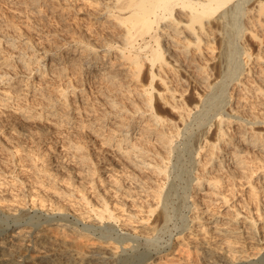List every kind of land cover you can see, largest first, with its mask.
Listing matches in <instances>:
<instances>
[{"label":"rangeland","instance_id":"374dc122","mask_svg":"<svg viewBox=\"0 0 264 264\" xmlns=\"http://www.w3.org/2000/svg\"><path fill=\"white\" fill-rule=\"evenodd\" d=\"M103 1L105 0H101L100 4L99 0H0V74L12 75L14 78L10 84L0 83V235L23 231V229L35 233L40 223L42 224L40 227L46 226L44 223L45 219L50 217L49 214L55 217L67 214L68 219L78 222L83 233L81 236L68 231L62 233L68 236L59 233L68 237L67 240H72L70 236L76 240H83L85 244L94 242L95 245L113 248L114 264H209L210 260L204 259V253L199 252L203 251L201 248L220 245L219 248L226 249L229 243L234 245L232 247H239L238 252L233 249L229 254L235 260L242 255L251 256L254 259L250 264H264V260H261L264 258V250H261L264 248V162L253 160L248 164L250 165L248 169L255 167L260 169L251 179L245 178L241 182L239 177L232 178L228 173L222 172L216 192L198 190L195 185L197 176H211L216 173V171L209 172V175L203 165L208 160L211 143L225 146L224 141L219 140L217 136V127L221 119H227V114L230 113L252 119L251 113L255 115L258 112L259 118L264 117V109H262L264 105L260 111L253 106L259 103L258 98L252 97L253 89L250 87L254 81H246L245 76L248 67L245 65L247 60L245 45L248 44L246 28L251 25L246 21L248 15L244 11L254 0L234 1V4L241 5L230 16L231 46L228 48V55L224 54L222 59L225 73L230 68L232 72L238 71L239 78L242 82H247L245 84L251 92L244 91V87L238 86L237 81H229V78L223 76L214 80L218 66L214 68L213 73L211 67L216 66L217 63L212 65L201 63L204 68L197 77L201 79L206 74L211 77L210 80L200 83L180 81L179 78L185 79L186 75L176 73L170 67L157 71L166 81L162 82L159 77L153 81L155 90L152 104L158 109L156 101L163 105L158 115L166 120L165 125L160 128L154 127L148 121L151 115H143L142 122L136 124L134 121L131 129L133 142L138 140L139 143H144L153 154L146 158L151 167L145 168L124 162L116 151V146L104 142L110 134V129L111 131L115 129L112 127L114 122L126 124L130 121V117H141L139 112L146 113L147 96L143 95L145 93L143 89L150 80L127 79L131 76V67L127 62L119 59L117 45L112 43L120 39L118 34L122 29L106 21V16L102 13L105 3ZM245 1L247 2L243 3ZM178 10L179 7H176L174 14L184 18L185 10L181 14ZM85 42L87 45L111 46L109 47L111 56L103 57L104 51L98 52L97 61L105 64L104 69L119 72L115 73L118 75L117 78L120 77V81L100 84L94 75L90 74L92 77L88 75L89 70L81 69L78 63L83 62ZM11 43L15 48L9 45ZM139 43L144 45L142 40ZM215 47L219 50L218 43ZM217 50L208 56L212 57L220 53ZM252 50L255 52V49ZM32 51L37 52L36 56L45 55V60L41 63L45 65V70L30 77L28 69L36 68V63L27 60L30 67L26 68L22 67L19 59L24 55L32 56ZM180 63L186 67L191 62L189 63L186 57L180 56ZM258 66L260 65L254 67L255 75L263 69ZM59 72L61 75H58ZM31 80L35 83L34 86L27 85L26 81ZM51 81H55L54 85ZM56 81H60L61 84ZM69 81L73 86L78 87V91L73 93L69 90L66 99L58 98L62 91L61 87L68 85ZM43 82H47L48 85H43ZM211 84L213 86L210 88ZM84 85L87 90L83 93L79 89ZM92 85L102 87L105 95L94 93ZM42 89H47L48 91H45L48 94L51 92L50 98L60 100L56 108L62 111L63 115L73 117L70 124L65 123L69 118L60 122L45 110L48 101L37 99L40 97L36 95ZM244 96H248L247 99H243ZM83 99L87 103H83ZM89 103L93 104L92 112ZM111 103L116 107H111ZM68 104L69 109H65L64 106ZM18 107L23 109L30 107V109L25 114L18 110ZM233 109L235 110L232 111ZM119 110H123L122 116ZM39 111H41L40 118L37 117ZM105 112L110 114L108 120L102 121L100 117ZM91 122H95L93 126L96 129L100 130L103 126L101 132L103 136L96 135L94 129H90ZM236 122L223 125L228 135L227 139L240 138L241 130ZM259 125L255 130L264 133V125ZM143 128L163 130L168 138L171 137L170 147L165 151L161 150V144H157L156 141L157 134L146 136L145 133L138 139ZM114 137L118 139L120 134L116 132ZM71 145H79L81 148L75 149ZM158 150L159 156L156 155ZM230 150L232 151V148ZM45 153L49 154L47 159ZM252 153H259L264 158L262 152L252 151ZM41 156L46 160L44 164L38 158ZM80 158L83 159L78 160ZM58 163L60 167L56 166ZM156 166L161 168L167 166V170L164 174H157L153 171ZM231 166L233 165H229ZM46 169L50 172H46ZM65 169L76 173V183L83 184L84 196L88 197L92 206L86 203L80 205V202L77 204V200L71 197L67 199V196L58 193L60 189L56 188L57 186L50 184L49 174L60 178ZM116 177L125 190L129 188L127 191L132 195L125 196L123 190L117 192L114 189L112 193L110 191L109 194H105L109 203L117 202L113 205L116 208L114 214L120 218L117 221L105 219L102 221L94 213L101 210L102 198L105 197L103 195L105 187L100 185L99 180L104 178L111 183L110 181ZM57 189L58 191H55ZM76 194L79 197L80 194ZM217 194H225L228 202L219 200ZM110 195L111 197L108 198ZM119 202H124V208L123 203ZM98 205L100 207H95ZM59 207L67 208V211L58 212ZM94 208L99 209L93 212ZM160 212H163L161 216ZM237 212L241 214L231 221ZM132 213L137 217L130 218L128 214ZM139 217L144 219H138ZM134 219L139 222H135ZM146 219L149 221L144 224ZM55 220L57 219L52 221ZM250 220L251 223L248 222ZM92 224L98 225L91 227ZM220 229L237 230L239 240L228 241L226 235L218 233ZM45 230L48 231V235H57V237L60 235L54 226L45 227ZM85 237L88 239H84ZM80 240L79 242H82ZM258 240L263 243L260 244Z\"/></svg>","mask_w":264,"mask_h":264},{"label":"bare ground","instance_id":"6f19581e","mask_svg":"<svg viewBox=\"0 0 264 264\" xmlns=\"http://www.w3.org/2000/svg\"><path fill=\"white\" fill-rule=\"evenodd\" d=\"M87 1H92V0H87ZM100 1L101 0H99L98 3H100ZM234 1L235 0H105L103 1L105 3L103 4L104 7L102 9L103 10L102 13H104L103 15L106 16L105 17L106 21L114 23L113 26L116 25L119 29L120 28L122 29V32L118 34L120 35L119 37L120 39L112 43L117 45L119 59L127 62L130 65L129 67H131L132 69V70L130 69L131 76L127 79L134 80V81L150 80V83L146 86V88L143 89L145 92L143 95L147 96L145 99L146 100L145 104H146V109H147V111L145 110L146 113L144 112L140 113L137 110L136 113L139 112V115L141 114V117H138V118L130 117L129 119L130 121H128V123L126 124H122L121 121H120L121 124L114 122L112 127H114L115 129L111 131V129L109 128L110 134L108 135V137L104 139L105 140L104 142H106L107 144H112L116 146V151L121 155L122 160L124 162L132 166H135V167H141V168L151 167L148 161L146 160V158H148L150 154H152L149 150L150 148L144 145V143L143 144L141 142L139 143L138 140L133 142V139H131L133 138L131 129H132V125L134 121L136 124L137 123L139 124L142 122L141 120H142L143 115H151L148 121H150L151 125H153L154 127L160 128L165 125L166 120L163 119L160 115H158V111L159 109H161L160 107H162L163 105L161 104V102L156 101L155 104L159 106V109H158V107L152 104V101H153V91L155 90L153 87V81L157 77H159L160 80L164 83L166 81L161 75L157 73V71L159 72L161 70H164L166 67H170L176 73L180 72L181 75L185 74L186 75L185 79L181 77L179 78L180 81H195V82L200 83V81L205 82V81L210 80V77H211L207 74L204 75V77L201 79L197 77L198 73H200L204 68L201 65V63H205V64L209 63L210 65L217 63L216 66L211 67V70L213 73L214 68L218 66V69L215 68L216 71L214 75L217 74V76L215 75L214 80H217L218 77L223 76V77H226V79L229 78V81H237V85L244 87L245 89V90L243 89L244 91L251 92L250 88H252L253 96L252 95H249V96L256 97L259 99V103L257 105L253 104V106H255L256 110L258 108L259 111L264 109L262 108V105H264V21H263L264 0H254L251 3V5L245 9L246 11H244V13L248 15V19H246V21H248L251 25L249 28L248 27L246 28V30L248 31V35L246 36V42H248V44L245 45L246 46L245 47L246 48V58H247V60L245 61L246 62L245 65L248 66L245 72L246 74L245 76L247 79L246 81H254L253 85L250 84L251 85L250 88L246 86L245 83L247 82H242V80L239 78L238 71L232 72L230 68L225 73L226 69L225 67H223V64H222L223 56L224 54L228 55L227 53L229 51L228 48L231 46L230 45L231 37L229 33V25H230L229 19H230V16L235 12V10L239 8V5H241L239 3L234 4ZM93 2L95 3V1ZM246 2L247 1L243 3H246ZM176 7H179L178 12L180 14L183 10H185V12L183 11L184 18H179L178 16H176V14H174ZM101 8H102V5H101ZM147 38H149V40H147ZM140 40L144 41V45L139 43ZM105 42L108 43V41H105ZM83 43H84V40H83ZM86 43L87 42H85V44ZM217 43H218L219 50H217L215 47ZM9 45L12 48H15L13 43ZM109 47H104V44L103 46L102 44L101 46H98V45L96 46L94 44H90V45L86 44L83 49V62L78 63V65H80L81 69H83L84 71L89 70L90 73L88 72L89 73L88 75L90 74L92 76L94 75V77L97 78L100 84L101 83L104 84L107 82H109L108 84H110L111 81H120L119 80L120 77L117 78L118 75L116 74L119 72L115 71L116 72L115 73L112 70L110 71L106 70L104 69L105 64L97 61V59L99 58V56H96L98 52L104 51L103 57L111 56ZM252 49H255V52H253ZM216 50L220 51V53L218 52L217 55L212 56V57L208 56L210 53L213 54ZM36 53L37 52L32 51V56L24 55L23 58L19 59L20 62H22V67H26V68L29 66V63L27 64L28 62L27 60H32V63H36V68L31 67L32 68L31 69L29 68L30 66L28 67L30 77H32V75L36 76L37 73H41L43 70H45V65L41 64L42 61L45 60V55L36 56L37 55ZM180 56L186 57L189 63L191 62L190 65L189 66L186 65V67L182 65L180 63ZM189 58L191 59L189 60ZM24 59H26V61ZM201 60L203 62H200ZM52 64L53 63H51V65ZM257 64L260 65L258 67H263V69L260 70V73L258 72L257 75H255L254 67L255 65L257 66ZM153 68L155 69L153 70ZM99 70H101V72H98ZM242 74H243V71H242ZM58 75H61V73L59 72ZM13 79L14 78L12 75L0 74V83L2 85L4 83L10 84L11 80ZM26 82H27V85H30V86L35 85V83L32 80L26 81ZM51 82H52L51 84L54 85L53 83H55V81H51ZM56 82H59V84H61L60 81H56ZM70 82L71 81H69L68 85L65 84L61 87L62 91L58 98L66 99V96L69 95L67 94L69 90L73 91V93H76V90L78 91V87L73 86ZM43 85H48V83L43 82ZM86 85H84L83 88L79 87L80 88L79 90L82 91L83 93L86 92L87 90ZM212 86L213 85L211 84L209 87L211 88ZM93 87H94L93 89L94 93L96 94L104 93V90L102 87L100 86H93ZM45 90L42 89V91H38L36 94L38 97H40L37 99H41L42 101H46V100L48 101V103L45 102L47 103V107L45 108V110L49 111L50 116L57 118L60 122L62 121V119L67 120L70 116L68 117L66 115H63L64 113L62 114V111L56 108L57 103H59L60 100L58 98H53V97H52L53 99L50 98L49 94L51 92L48 94L46 93L48 90L47 91ZM247 97L248 96L246 97L244 96L242 98L247 99ZM83 100H84L83 103H87L85 99ZM112 103H111V107H116L113 105L114 103L113 104ZM89 104H90V108L89 107L88 108L92 112L94 110L93 104L92 103H89ZM64 108L69 109V104L64 106ZM255 108H254V111H255ZM17 109L18 110L20 109V111L25 113L29 111L28 109H30V107L25 108V109L18 107ZM234 110L235 109H233L232 111ZM121 111L123 110H119L118 112H120L119 114H121L122 116L123 112L121 113ZM38 114L39 115H37V117L40 118L41 111H39ZM109 114H110L109 112H105L104 114H101L102 115V117H100L101 120L102 121L108 120ZM251 114H252L251 116H253L252 119H247L240 115L236 116L235 113L227 114L228 115L227 119H221L220 124L217 127L218 129L217 136L219 137V140L224 141L225 146L222 147L221 145H218L216 143H211L208 160L204 163L203 167L207 173L209 172L212 173L213 171H216V173L215 175H213L214 174L213 173L211 176H208V175L197 176L195 178L196 180L195 185L197 186L198 190L206 189L208 191L213 190L214 192H216L217 191L216 189L218 188V183L221 181L220 178H221L222 172L228 173V176L232 178L239 177V182H241V180L243 181V179L245 178L251 179L254 176V174L258 172V170L260 169L259 167H255L254 169L253 168L248 169V166L250 167V165L248 164H251L253 160L264 162V158H262L261 154L252 153V151H259V152L264 153V133L258 132L257 130H255L256 127L260 126L259 124L264 125V120H261L264 117L259 118L260 115L258 112L255 115H253V113ZM112 116H113V113H112ZM115 116H119V115H115ZM72 118L73 117L69 118V121L67 120V122L65 121V123L70 124L71 123L70 120H72ZM119 120H116V121H119ZM235 121H237L236 124H238V127L241 130L239 132L240 138H237L235 140L227 139L228 135L223 125H228L231 122L233 123ZM84 123L85 121L83 120V124ZM94 123L93 122L90 123V129H94L93 132L96 135L98 134V135L103 136L101 133L103 126L100 129L101 130L100 131L99 129H96L95 126H93ZM116 132L120 134V138L118 139H115L114 137ZM145 133H146V136L157 134L156 141H157V144L162 145V146L160 145L161 150L164 149L165 151L166 148L170 147L171 142H172L171 137L169 136L168 138L165 132H163V130L160 131V129H155V128L154 129L143 128L142 131L139 133L140 135H138V139L141 138ZM72 148L80 149L81 147L79 145L77 146L73 145ZM156 148H158V146ZM230 148H232V151L230 150ZM169 150L170 149H167V151ZM156 152H157L156 155L159 156L160 155L159 150ZM162 152L163 151H161V155L164 154ZM48 155L49 154L45 153L44 156L46 157V159ZM38 158L43 162V164L46 162V160L42 156ZM81 159L83 158H80L78 160H81ZM79 162H83V161H79ZM229 165H233V166L229 167ZM56 166L60 167L59 163L58 165L56 164ZM162 167L164 169L156 166L153 168V171L160 175L164 174L167 170V166H162ZM45 171L50 172L49 169L48 170L46 169ZM248 171L250 173H247ZM49 177H51L49 178L51 179L50 184L55 187L57 186L56 188L60 189L59 191L58 189L55 190V191H58L59 194L67 196L66 197L67 199L68 197L74 198L75 200H77L76 201L77 204L80 202L79 203L80 205L83 203H86V205L89 204V206L91 205L92 202H90L88 197L84 196L85 191H84L83 184L76 183V178H77L76 173H74L72 170L65 169L63 176L60 178L51 173L49 174ZM236 179L238 180V178ZM107 180L104 178L99 180L100 185L102 187H105L103 189L104 190L103 195L105 197L102 198L103 206H101L102 207L101 210L96 211L99 208H96V209L94 208L93 212L96 211L94 212L95 216H97L102 221L104 219L108 221L109 220L117 221L120 217L119 216L117 217L114 214L116 208L113 207V205L117 204V202H115V204H112V202L109 203L106 195L107 193L109 194L110 191L112 193L113 191L112 189H114L117 192H120L123 190L122 192H124L123 194H125L126 196L129 194L128 193L129 188H127L128 191L125 190L124 186L120 184V181L117 177L115 179H112L113 181H110L111 183H109V181L107 182ZM106 182L108 183L107 186H106ZM60 183H63V185H60ZM64 186L67 187L68 189H65ZM254 186L255 185H253L252 188H254ZM76 193L80 194L79 197ZM205 193L208 194L209 192H205ZM130 195L132 194L130 193L129 196ZM217 195H218L219 200L223 202L224 201L228 202V198L225 194H221V195L217 194ZM109 197H111V195L108 196V198ZM110 201L112 200L110 199ZM119 203L120 204L123 203L122 207L124 208V205H125L124 202H119ZM110 204H112V206ZM95 207H100V206L98 205ZM66 209L59 207L57 210L58 212L62 213V212H65L64 210ZM130 211L132 212V210ZM162 213L163 212L159 213L160 216L162 215ZM240 214L239 212L235 213L233 217L234 219H231V221H234L236 218H238ZM128 215L130 216V218L137 217L135 213L128 214ZM49 216L50 217L47 216L48 218L45 219L46 221L44 223L46 224L45 227L48 228V226H54V229L58 231V234L60 233L62 234L63 232L68 231L76 236H81V233H83L80 226L78 225V222L68 219L67 214L66 216L60 215L56 217L51 216V214H49ZM142 218L143 217H139L138 219L142 220ZM18 219H21V218H18ZM54 219H57V220L52 221ZM148 219H146V222H144V224L147 223V221H149ZM135 222H139V221L135 220ZM248 222L251 223V220ZM40 225L42 224L40 223L39 227ZM96 225L98 224H92L91 227L93 226L95 227ZM154 225L156 227V224ZM39 227L37 228L38 231H36L35 233H32L30 230L23 229V231L19 230L18 232L16 231L15 233L9 234L5 231L6 233L1 234L0 235V264H111L114 260L115 252H113L112 247H111L112 249H110V248H107L101 245H97V244L95 245L94 242H92L91 244H88V243L85 244L83 243V240L79 239L80 241H82V242H79L78 239L77 240L75 238L73 239V237H70V236L69 238H72V240L70 239L67 240L68 237L66 238L65 236H68V235H65V233L62 234L65 236H62L60 234L61 235V236L59 235L60 237L59 236L57 237V235L56 236L48 235L47 234L48 231L45 230V227H40V228ZM86 228H88V226ZM53 233L55 234V232ZM218 233L220 235H223V234L226 235L228 241L231 240L234 242V241L239 240V232H237V230L234 231V230L220 229ZM50 234H52V231ZM251 238H254V237L251 236ZM84 239H88V238L85 237ZM258 241L260 244L263 243V241L261 240H258ZM218 246H213V247L204 246L203 248L200 247L201 249H203V251H199V252L204 253V259L207 258L208 260H210L209 264H250L251 263L250 261L254 259L251 256L243 257L242 255L243 258L240 257V258H236L235 260L229 254L233 251V249H235V252H238L239 247H232L234 245L230 243L228 244L226 249L219 248ZM236 248H238L237 251H236ZM261 250L263 251L264 248H262ZM261 260L263 261L264 258H262Z\"/></svg>","mask_w":264,"mask_h":264}]
</instances>
